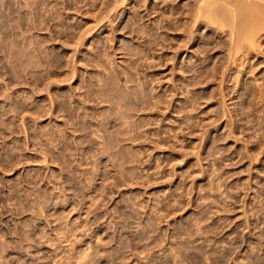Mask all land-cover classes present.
<instances>
[{
    "label": "rangeland",
    "instance_id": "obj_1",
    "mask_svg": "<svg viewBox=\"0 0 264 264\" xmlns=\"http://www.w3.org/2000/svg\"><path fill=\"white\" fill-rule=\"evenodd\" d=\"M234 5L0 0V264H264V22Z\"/></svg>",
    "mask_w": 264,
    "mask_h": 264
},
{
    "label": "bare ground",
    "instance_id": "obj_2",
    "mask_svg": "<svg viewBox=\"0 0 264 264\" xmlns=\"http://www.w3.org/2000/svg\"><path fill=\"white\" fill-rule=\"evenodd\" d=\"M217 1H219V0H217ZM234 1H235V4H236L234 6L236 8L233 9L234 11L232 9L228 11V13L231 14L230 17L232 19V21H230L232 23V27L231 28L234 30V34L235 35L237 34L236 35L237 37L240 34V33L238 34L237 32L240 29L241 30L243 29L244 30V32L242 30L243 34L246 37H248V40H250L249 38H251L253 36V34H254L252 31L256 32L255 30L259 27V25L261 23L264 22V5L262 6V4H264V0H234ZM207 3H208V1H207ZM213 3H214V1H213ZM216 3H218V2H216ZM226 4H229V3H226ZM229 9H230V7H229ZM223 16H224V14H223ZM225 17L227 18V17H229V15L225 16ZM221 20H222V18H221ZM223 21H226V20H223ZM243 23H245V24H243ZM241 24H243V25H241ZM256 25H258V26H256ZM233 27H235V28H233ZM239 27H241V28H239ZM237 28H239V30ZM236 30H238V31H236ZM236 36L235 37L232 36V37L236 38Z\"/></svg>",
    "mask_w": 264,
    "mask_h": 264
}]
</instances>
